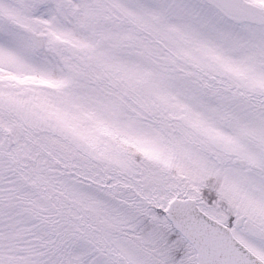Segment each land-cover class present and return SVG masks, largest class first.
Returning <instances> with one entry per match:
<instances>
[{
    "label": "snow or ice",
    "instance_id": "obj_1",
    "mask_svg": "<svg viewBox=\"0 0 264 264\" xmlns=\"http://www.w3.org/2000/svg\"><path fill=\"white\" fill-rule=\"evenodd\" d=\"M0 264H264V0H0Z\"/></svg>",
    "mask_w": 264,
    "mask_h": 264
}]
</instances>
